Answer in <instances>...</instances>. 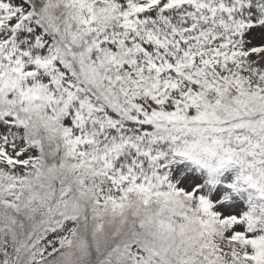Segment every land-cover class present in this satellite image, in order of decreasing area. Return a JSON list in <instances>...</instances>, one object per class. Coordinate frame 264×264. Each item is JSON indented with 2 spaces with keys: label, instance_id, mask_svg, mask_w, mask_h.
Returning a JSON list of instances; mask_svg holds the SVG:
<instances>
[{
  "label": "snow or ice",
  "instance_id": "6c2138e0",
  "mask_svg": "<svg viewBox=\"0 0 264 264\" xmlns=\"http://www.w3.org/2000/svg\"><path fill=\"white\" fill-rule=\"evenodd\" d=\"M0 264H264V0H0Z\"/></svg>",
  "mask_w": 264,
  "mask_h": 264
}]
</instances>
